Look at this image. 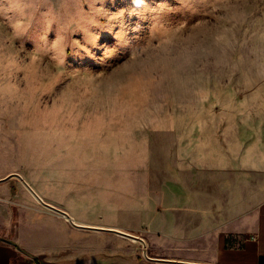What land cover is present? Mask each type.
Wrapping results in <instances>:
<instances>
[{"label":"rangeland","instance_id":"374dc122","mask_svg":"<svg viewBox=\"0 0 264 264\" xmlns=\"http://www.w3.org/2000/svg\"><path fill=\"white\" fill-rule=\"evenodd\" d=\"M18 5L0 9V173L81 224L138 237L75 227L24 186L33 264H151L143 251L162 258L181 220L167 205L205 182L192 155H253L264 138V0Z\"/></svg>","mask_w":264,"mask_h":264},{"label":"crops","instance_id":"0c3cea01","mask_svg":"<svg viewBox=\"0 0 264 264\" xmlns=\"http://www.w3.org/2000/svg\"><path fill=\"white\" fill-rule=\"evenodd\" d=\"M191 165L205 182L193 177L167 205V215L181 220L169 219L163 261L151 264H264V138L253 155H192ZM15 177L0 173V264L20 263L25 245L33 264L40 243L35 213L25 211V187Z\"/></svg>","mask_w":264,"mask_h":264},{"label":"water","instance_id":"95a60500","mask_svg":"<svg viewBox=\"0 0 264 264\" xmlns=\"http://www.w3.org/2000/svg\"><path fill=\"white\" fill-rule=\"evenodd\" d=\"M16 176L21 180V182L33 193V195L35 197H37L38 200L41 201V203L47 207H50L51 209L55 210L56 212L60 213L61 215H63L64 217H67V218H70L69 216V213L66 212L65 210H62V209H59V208H56L50 204H48L47 202L43 201L38 195L37 193L22 179L21 175L20 174H17L16 173ZM9 177V176H8ZM5 179V178H3ZM3 179H0V181H2ZM70 224L75 226V227H78V228H84V229H93V230H102V231H109V232H113V233H117V234H120V235H123V236H126V237H129V238H132V239H137L138 237L136 235H133L129 232H126V231H123V230H120L119 228H116V227H103V226H93V225H89V224H81V223H77V222H74L73 220H70ZM143 256L146 258V259H149V260H154V261H163L162 258H156V257H150L146 254V252L143 251Z\"/></svg>","mask_w":264,"mask_h":264},{"label":"clouds","instance_id":"9594fccd","mask_svg":"<svg viewBox=\"0 0 264 264\" xmlns=\"http://www.w3.org/2000/svg\"><path fill=\"white\" fill-rule=\"evenodd\" d=\"M0 9H6L7 10L6 16H8V17L19 16L20 10H21L20 6L18 5V0H0ZM39 11H40L41 16L44 19L45 27L48 28L49 31H51L50 26H48V24H47V19H48L47 13L49 11V7L48 6L47 7H41L39 9ZM4 19H5V17L0 16V20H4ZM54 25L57 28V35H58L61 25L56 23L55 21H54ZM57 35H56V38H57ZM72 36L74 37L75 33H72Z\"/></svg>","mask_w":264,"mask_h":264},{"label":"bare ground","instance_id":"6f19581e","mask_svg":"<svg viewBox=\"0 0 264 264\" xmlns=\"http://www.w3.org/2000/svg\"><path fill=\"white\" fill-rule=\"evenodd\" d=\"M23 179V178H22ZM26 182V181H25ZM27 183V182H26ZM24 185V184H23ZM25 186V185H24ZM26 187V186H25ZM27 188V187H26ZM28 189V188H27ZM29 190V189H28ZM30 191V190H29ZM30 193L33 195V193L30 191ZM38 195V194H37ZM34 196V195H33ZM39 196V195H38ZM35 197V196H34ZM35 199H37V197H35ZM38 200V199H37ZM40 203L41 201L38 200ZM64 217V216H63ZM65 220H67L69 223H70V220H72L71 218H67V217H64Z\"/></svg>","mask_w":264,"mask_h":264},{"label":"built area","instance_id":"2783aa9c","mask_svg":"<svg viewBox=\"0 0 264 264\" xmlns=\"http://www.w3.org/2000/svg\"><path fill=\"white\" fill-rule=\"evenodd\" d=\"M32 261V260H31Z\"/></svg>","mask_w":264,"mask_h":264}]
</instances>
